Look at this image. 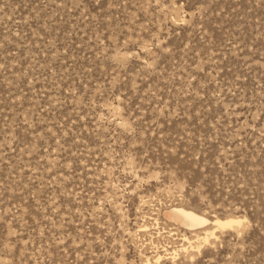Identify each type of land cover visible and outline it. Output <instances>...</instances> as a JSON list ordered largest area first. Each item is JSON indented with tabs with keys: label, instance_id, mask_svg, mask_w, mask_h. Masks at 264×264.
I'll list each match as a JSON object with an SVG mask.
<instances>
[{
	"label": "rangeland",
	"instance_id": "rangeland-1",
	"mask_svg": "<svg viewBox=\"0 0 264 264\" xmlns=\"http://www.w3.org/2000/svg\"><path fill=\"white\" fill-rule=\"evenodd\" d=\"M148 260L264 264V0H0V264Z\"/></svg>",
	"mask_w": 264,
	"mask_h": 264
},
{
	"label": "bare ground",
	"instance_id": "bare-ground-1",
	"mask_svg": "<svg viewBox=\"0 0 264 264\" xmlns=\"http://www.w3.org/2000/svg\"><path fill=\"white\" fill-rule=\"evenodd\" d=\"M166 213L168 217L174 219L178 224L194 234L196 238L195 242L198 244L197 248L202 244L208 243L211 239L217 238L216 232L236 230L244 223V219L240 217L215 218L214 220H210L202 214L182 207H172ZM183 239L190 244L192 243L190 242V238L186 237L185 234L183 235ZM160 258L161 256L157 255L155 262H158ZM148 263L152 264L149 260Z\"/></svg>",
	"mask_w": 264,
	"mask_h": 264
}]
</instances>
